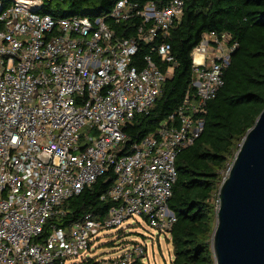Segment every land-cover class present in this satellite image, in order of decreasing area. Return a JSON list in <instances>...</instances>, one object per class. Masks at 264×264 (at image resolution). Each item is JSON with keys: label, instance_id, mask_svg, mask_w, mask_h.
<instances>
[{"label": "built area", "instance_id": "2783aa9c", "mask_svg": "<svg viewBox=\"0 0 264 264\" xmlns=\"http://www.w3.org/2000/svg\"><path fill=\"white\" fill-rule=\"evenodd\" d=\"M46 2L0 0V264H65L128 219L168 236L177 156L202 133L206 102L223 86L238 47L228 32L204 33L192 52L191 93L157 130L130 143L125 129L149 112L176 64L170 43L142 57L141 42L158 31L167 38L184 0L164 8L119 0L95 18L44 14ZM133 17L142 19L136 35L118 36L111 23ZM108 171L115 181L102 199L114 205L103 219L52 221ZM145 255L134 245L93 264H144Z\"/></svg>", "mask_w": 264, "mask_h": 264}, {"label": "trees", "instance_id": "16d2710c", "mask_svg": "<svg viewBox=\"0 0 264 264\" xmlns=\"http://www.w3.org/2000/svg\"><path fill=\"white\" fill-rule=\"evenodd\" d=\"M119 0H47L41 12L55 17L109 14ZM140 7L154 2L158 8L171 0H130ZM142 19L133 17L111 24L120 37H133ZM228 32L238 47L224 75V84L206 102L204 129L176 159L177 180L168 205L176 221L167 236L174 256L165 264H215L212 233L216 226L217 194L222 172L234 157L246 132L264 109V0H184L182 14L164 38L158 31L153 42H141L139 55L168 42L175 58L173 73L149 110L138 114L125 129L134 142L157 130L191 93L192 52L206 32ZM115 181L113 172L99 176L90 186L62 204L64 216L54 217L67 227L86 214L103 219L114 205L107 195ZM91 258L84 264H93Z\"/></svg>", "mask_w": 264, "mask_h": 264}, {"label": "water", "instance_id": "95a60500", "mask_svg": "<svg viewBox=\"0 0 264 264\" xmlns=\"http://www.w3.org/2000/svg\"><path fill=\"white\" fill-rule=\"evenodd\" d=\"M218 196L215 264H264V109L239 144Z\"/></svg>", "mask_w": 264, "mask_h": 264}, {"label": "rangeland", "instance_id": "374dc122", "mask_svg": "<svg viewBox=\"0 0 264 264\" xmlns=\"http://www.w3.org/2000/svg\"><path fill=\"white\" fill-rule=\"evenodd\" d=\"M134 245L147 248V255L143 257L144 264L169 263L174 256L172 244L167 241L166 233L159 232L142 218L128 219L119 226L100 231L99 239L95 241L93 247L83 251L81 256L108 260L119 256ZM81 256L70 257L65 264H76L81 260Z\"/></svg>", "mask_w": 264, "mask_h": 264}]
</instances>
